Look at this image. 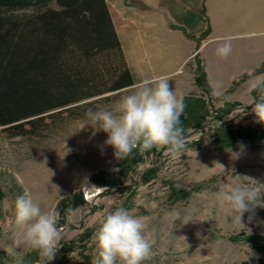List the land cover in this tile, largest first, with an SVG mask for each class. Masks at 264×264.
<instances>
[{
  "label": "rangeland",
  "instance_id": "374dc122",
  "mask_svg": "<svg viewBox=\"0 0 264 264\" xmlns=\"http://www.w3.org/2000/svg\"><path fill=\"white\" fill-rule=\"evenodd\" d=\"M112 13L120 25L117 9ZM257 70L248 76V84L240 76L222 93L208 84L220 82L211 75L205 76L211 94L192 84L186 96L201 98L207 108L202 122L184 131L183 153L172 158L156 148L149 154L138 151L140 161L125 172L119 170L121 160L115 158L114 149L104 144L107 133L91 127L80 130L87 108L114 106L123 94L97 100L72 114L55 112L24 136L0 130V190L4 195L0 264H39L36 251L15 244L19 230L14 225V202L25 192L43 209L55 208L60 213L62 238L47 264H92L94 233L104 216L118 207L147 218L144 235L152 242L153 255L144 264H264V191L258 205L244 213L241 224L235 223L230 209L215 195L223 186L239 182L237 176L264 186V132L260 140H243L236 147L213 144L217 128L258 127L251 111L257 93L250 91L255 78L264 76ZM226 103L236 105L219 116ZM108 178L111 186L98 185L97 181ZM73 195H81L83 202L59 206Z\"/></svg>",
  "mask_w": 264,
  "mask_h": 264
},
{
  "label": "trees",
  "instance_id": "16d2710c",
  "mask_svg": "<svg viewBox=\"0 0 264 264\" xmlns=\"http://www.w3.org/2000/svg\"><path fill=\"white\" fill-rule=\"evenodd\" d=\"M111 21L105 0H0V130L9 136L33 133L37 123L55 112L72 114L131 86L132 76ZM257 71L264 72V62ZM194 85L212 93L200 65ZM184 101L185 131L202 122L207 107L195 96H185ZM235 105L226 103L219 116ZM263 132L262 124L255 129L217 128L213 144L236 147L243 140H260ZM139 161L137 150L121 160L119 170L133 169ZM97 182L112 185L109 178ZM3 197L0 190V201ZM82 202L81 195H73L59 206Z\"/></svg>",
  "mask_w": 264,
  "mask_h": 264
},
{
  "label": "clouds",
  "instance_id": "9594fccd",
  "mask_svg": "<svg viewBox=\"0 0 264 264\" xmlns=\"http://www.w3.org/2000/svg\"><path fill=\"white\" fill-rule=\"evenodd\" d=\"M231 41L227 37L216 48L218 57L226 59L231 54ZM169 81L167 76L139 79L114 106L98 104L87 108L80 130L91 127L107 133L104 144L114 149L118 160L134 151L145 153L152 148L178 158L186 145L181 122L186 105L184 97L176 94ZM250 91L257 93L251 104L255 122L264 125V76L255 78ZM237 177L239 182L223 186L215 195L230 209L235 223L241 224L244 213L258 205L264 186H257V181L249 177ZM59 220L60 213L55 208L43 209L29 193L17 196L14 225L19 231L15 244L36 251L39 264H47L59 249L62 238ZM146 227L147 218L136 216L124 207L109 212L94 233L96 256L92 264H144L150 260L152 242L144 235Z\"/></svg>",
  "mask_w": 264,
  "mask_h": 264
},
{
  "label": "crops",
  "instance_id": "0c3cea01",
  "mask_svg": "<svg viewBox=\"0 0 264 264\" xmlns=\"http://www.w3.org/2000/svg\"><path fill=\"white\" fill-rule=\"evenodd\" d=\"M105 1L133 80L117 94L128 93L141 78L167 76L170 87L185 97L198 65L220 81L208 84L222 93L240 76L248 84L264 62V0ZM227 37L232 52L221 59L216 48Z\"/></svg>",
  "mask_w": 264,
  "mask_h": 264
}]
</instances>
